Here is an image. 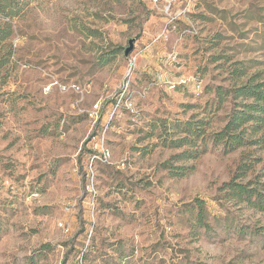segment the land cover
Wrapping results in <instances>:
<instances>
[{
    "label": "rangeland",
    "instance_id": "rangeland-1",
    "mask_svg": "<svg viewBox=\"0 0 264 264\" xmlns=\"http://www.w3.org/2000/svg\"><path fill=\"white\" fill-rule=\"evenodd\" d=\"M19 6L0 43V264H264V210L222 189L264 184V117L202 152L234 106L220 88L264 80V0Z\"/></svg>",
    "mask_w": 264,
    "mask_h": 264
},
{
    "label": "trees",
    "instance_id": "trees-1",
    "mask_svg": "<svg viewBox=\"0 0 264 264\" xmlns=\"http://www.w3.org/2000/svg\"><path fill=\"white\" fill-rule=\"evenodd\" d=\"M19 0H0V43L8 39L13 33V17L19 12ZM220 88L219 96L231 94L234 100V106L225 124L216 131H211L204 136L202 152L208 147L210 140L214 144H222L225 151H232L248 142V136L244 124L248 122H259L264 117V80L256 81L251 78L246 83L236 86L232 89L224 90ZM239 98H242L239 100ZM201 129V128H197ZM193 140H191L192 142ZM174 146H182L189 143L188 136L178 138L172 142ZM186 152V151H185ZM189 154L188 157H191ZM244 172L239 174L242 176ZM252 180L247 182L236 181L232 179L225 182L222 189L228 192L230 197L246 201L252 207L264 210V184L261 188ZM197 205L201 209L199 212V221L207 226L205 222V200L198 198Z\"/></svg>",
    "mask_w": 264,
    "mask_h": 264
},
{
    "label": "built area",
    "instance_id": "built-area-1",
    "mask_svg": "<svg viewBox=\"0 0 264 264\" xmlns=\"http://www.w3.org/2000/svg\"><path fill=\"white\" fill-rule=\"evenodd\" d=\"M178 83H179V84H185V83H188V79L185 78L184 76H182V77L179 79ZM195 86H196V90H199V91H200V88H201L200 82H196V83H195ZM95 156L98 157V158H102V159L108 161V160H109V157H110V152L107 151V150H105V151L102 152L101 155H95Z\"/></svg>",
    "mask_w": 264,
    "mask_h": 264
},
{
    "label": "water",
    "instance_id": "water-1",
    "mask_svg": "<svg viewBox=\"0 0 264 264\" xmlns=\"http://www.w3.org/2000/svg\"><path fill=\"white\" fill-rule=\"evenodd\" d=\"M134 48V39L130 40V45L126 48V55H129V53L133 50Z\"/></svg>",
    "mask_w": 264,
    "mask_h": 264
}]
</instances>
